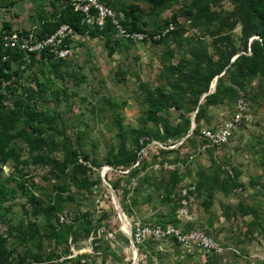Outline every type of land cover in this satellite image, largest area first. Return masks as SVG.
<instances>
[{
  "label": "rangeland",
  "instance_id": "374dc122",
  "mask_svg": "<svg viewBox=\"0 0 264 264\" xmlns=\"http://www.w3.org/2000/svg\"><path fill=\"white\" fill-rule=\"evenodd\" d=\"M67 2L0 0V31L47 34ZM109 3L133 30L175 29L158 42L84 35L64 60L12 62L0 83V264H264L213 197L264 185V0ZM239 96L247 121L218 153L195 154ZM137 223L233 245L205 263L172 241L133 247Z\"/></svg>",
  "mask_w": 264,
  "mask_h": 264
},
{
  "label": "built area",
  "instance_id": "2783aa9c",
  "mask_svg": "<svg viewBox=\"0 0 264 264\" xmlns=\"http://www.w3.org/2000/svg\"><path fill=\"white\" fill-rule=\"evenodd\" d=\"M74 12L80 16L81 25L89 29L110 30L119 38L138 42H158L167 37L175 24L168 22L156 32L128 30L122 25L124 14L108 5L105 0H68ZM86 35V34H85ZM82 35L67 23H60L53 31L39 35L32 31H0V59L11 62L14 55L20 54L23 63L33 56L43 55L52 60H64L70 54L74 44L82 40ZM247 103L239 96L234 105V112L213 128L200 130V142L195 146V154H204L209 149L225 146L229 138L247 121ZM190 137V134L186 138ZM131 244L141 245L147 240L153 242H175L181 251L189 256L200 255L204 263L209 258L221 257L226 247L220 244L207 231L202 229H180L171 224L149 225L135 224L129 235Z\"/></svg>",
  "mask_w": 264,
  "mask_h": 264
},
{
  "label": "crops",
  "instance_id": "0c3cea01",
  "mask_svg": "<svg viewBox=\"0 0 264 264\" xmlns=\"http://www.w3.org/2000/svg\"><path fill=\"white\" fill-rule=\"evenodd\" d=\"M219 151L220 148L209 149L207 152L214 154L218 153ZM234 193L236 192L224 190L222 194L216 192L213 196L214 199L215 197H217L218 199L221 198L222 200H226L231 214L233 216L238 217L236 221V223L238 224V233L233 231V234L231 233L230 235H233L234 237L235 234L239 235L237 240L238 246L264 247V185H259L256 183L249 185L247 183H243L242 186L239 188V196L237 199L233 197ZM236 211L239 212L238 215ZM227 228L228 227L225 228V231L227 230ZM251 234H253L255 237V242L253 245L247 242L251 239ZM211 235L215 240H217L220 244L224 246H226V244L228 246L233 245L229 243V240H233L232 238L228 237L226 239L223 237L221 239H218L213 234ZM233 242H236L235 239Z\"/></svg>",
  "mask_w": 264,
  "mask_h": 264
},
{
  "label": "trees",
  "instance_id": "16d2710c",
  "mask_svg": "<svg viewBox=\"0 0 264 264\" xmlns=\"http://www.w3.org/2000/svg\"><path fill=\"white\" fill-rule=\"evenodd\" d=\"M105 1L108 5L113 7L109 3V0H105ZM249 1H250V5L252 8H255L256 5L259 3V0H249ZM259 16L261 17L262 20H264V13L260 12ZM60 23L69 24L70 26H72L76 31H78L82 35H85V34L89 35V36L104 35L106 32L111 31L109 27H106L104 30H98V29H89L86 26L81 25L80 16L77 12H74L72 10V8L69 4V1L63 7V9L60 13ZM122 25L128 30H133V28L127 26V24L124 21H122ZM41 35H43V34H41ZM261 42L264 45V38H262ZM14 56L15 57L11 58L12 61H18V62L23 63V60L21 59L22 56L20 54H16ZM11 64H12V62L10 60L2 61L0 59V83L7 84L10 82L12 75H13L11 73V70H10ZM122 144H123V141H122Z\"/></svg>",
  "mask_w": 264,
  "mask_h": 264
},
{
  "label": "water",
  "instance_id": "95a60500",
  "mask_svg": "<svg viewBox=\"0 0 264 264\" xmlns=\"http://www.w3.org/2000/svg\"><path fill=\"white\" fill-rule=\"evenodd\" d=\"M214 82H215V80H214ZM209 92H210V91H209ZM209 92H208V93H209ZM193 117H194V115L192 116V118H193ZM191 127L193 128V124H192ZM102 176H103V174H102ZM114 204H115L116 208H118V204L115 203V202H114ZM118 213H119V216H120V220H122L123 215L119 212V210H118Z\"/></svg>",
  "mask_w": 264,
  "mask_h": 264
},
{
  "label": "bare ground",
  "instance_id": "6f19581e",
  "mask_svg": "<svg viewBox=\"0 0 264 264\" xmlns=\"http://www.w3.org/2000/svg\"><path fill=\"white\" fill-rule=\"evenodd\" d=\"M213 87H214V82H213L212 85H211V90L213 89ZM122 226H123V225H122ZM123 228H124L125 232L128 233V230L126 229V227L124 226Z\"/></svg>",
  "mask_w": 264,
  "mask_h": 264
}]
</instances>
